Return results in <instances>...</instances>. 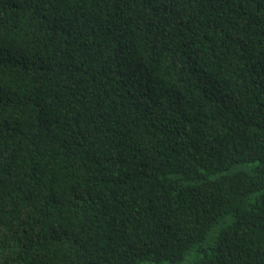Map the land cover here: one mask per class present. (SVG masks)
<instances>
[{"label":"trees","instance_id":"1","mask_svg":"<svg viewBox=\"0 0 264 264\" xmlns=\"http://www.w3.org/2000/svg\"><path fill=\"white\" fill-rule=\"evenodd\" d=\"M264 264V0H0V264Z\"/></svg>","mask_w":264,"mask_h":264},{"label":"rangeland","instance_id":"2","mask_svg":"<svg viewBox=\"0 0 264 264\" xmlns=\"http://www.w3.org/2000/svg\"><path fill=\"white\" fill-rule=\"evenodd\" d=\"M197 257H198V253L196 251L192 250L185 256V258L182 261H180L178 263L166 262L164 264H194Z\"/></svg>","mask_w":264,"mask_h":264}]
</instances>
